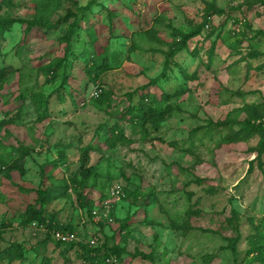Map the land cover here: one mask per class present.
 <instances>
[{
	"label": "rangeland",
	"instance_id": "1",
	"mask_svg": "<svg viewBox=\"0 0 264 264\" xmlns=\"http://www.w3.org/2000/svg\"><path fill=\"white\" fill-rule=\"evenodd\" d=\"M8 1L6 7L0 0V19L16 22L0 35V69L10 68L0 84V264H102L80 259L76 244L91 240L92 247L121 249L115 264H257L247 250L264 211V151H248L256 137L219 140L227 118H244L242 107L264 109V36H254L264 31V0H94L93 15L82 20L90 0H65L48 15L54 26L46 29L27 25L34 19L31 0ZM210 8L217 14L186 43L192 50L195 41L206 42L199 56L182 49L164 66L167 44L144 32L154 30L156 39L168 42L169 28L188 33ZM108 9L119 19L110 32ZM67 10L80 20L81 34L69 43L75 56L50 79L44 68L61 57L63 26L55 23ZM89 27L97 43L87 39ZM241 33L246 39L229 49ZM214 39L206 63L204 51ZM111 56L116 68L86 73L90 63ZM146 87L155 98L171 95L161 105L173 113L157 130L124 113L146 97ZM84 152V167L94 168L83 191L91 211L78 209L70 190L46 206L53 232L71 241L60 245L43 227L22 226L34 189L78 180ZM102 181L120 185L126 197H107ZM101 209L111 222H94L92 212ZM11 244L21 246L20 261L2 254Z\"/></svg>",
	"mask_w": 264,
	"mask_h": 264
},
{
	"label": "trees",
	"instance_id": "2",
	"mask_svg": "<svg viewBox=\"0 0 264 264\" xmlns=\"http://www.w3.org/2000/svg\"><path fill=\"white\" fill-rule=\"evenodd\" d=\"M33 2V9H34V19L27 22V25L29 27H42V28H51L54 25H51L49 21L47 20L48 15L50 13L56 12L60 6V4L65 0H31ZM94 0H90L84 7V11H81L80 20L85 15L92 16L91 13V6ZM2 3L6 5V7L10 6V2L7 0H2ZM106 18H107V31H111L112 21L118 19L116 17V14L108 9L106 12ZM85 14V15H84ZM212 14H217V12L213 11L211 12V8L208 10H205V14L203 17L202 23L200 25L193 27L188 33H183L182 31L179 32L178 30L169 28V34L171 35L172 39L168 42L162 41L160 39H156L155 31L154 30H148L144 32V36L150 41H154L157 44H167V51H166V57L164 60V66L169 63L170 60L182 49L187 48V41L195 38L200 34V31L205 23V18L211 16ZM219 14V12H218ZM84 15V16H83ZM100 15V14H98ZM115 17V18H114ZM70 20V21H68ZM80 20L77 19L76 15L71 13L70 11H65V14L62 17H58L55 24H62L63 30L61 31L60 36L57 38V49L58 53L61 54V57H58L44 68L45 71H48L46 74L49 75V78H53L55 75V71L62 67L65 68L63 61L68 56H73V52L69 48V43L72 39H78L79 34H81V26H80ZM119 20V19H118ZM237 21V20H236ZM16 21L13 19H0V35L8 30L13 23ZM100 26H104L103 24H100ZM245 26V24H243ZM248 26V25H246ZM94 27H89L87 30H85V33L87 34V39H90L92 43H97L96 39L94 37ZM83 31V30H82ZM241 38L236 40L232 44H228L227 47L229 49H233V44H239V40L246 39L240 34ZM264 36V31H255L254 36ZM208 37V34L205 36V38ZM204 39V37H203ZM205 41L208 39H204ZM254 40V39H253ZM215 47V40L210 42V46L205 49L204 54L206 55V63L210 62V57L213 52V48ZM251 48V46H249ZM101 49L103 51L106 50V45H102ZM199 49H193L190 51L191 54L197 55ZM238 54L239 51H236ZM230 55V53H229ZM75 56V55H74ZM251 57H257L258 53L255 51H252L250 53ZM201 58V57H199ZM202 59V58H201ZM112 63V64H111ZM205 63V64H206ZM200 64H204L200 61ZM208 66L207 64L205 65ZM116 68V64L112 60V56L110 57V62H108L106 57H101L100 64L95 65L94 63H90L89 67L87 66L86 73L88 70V73L92 71L94 73V76H97L100 71H105L109 69ZM10 75V68L4 67L0 69V84H2ZM64 79L62 78V83ZM154 86V81H153ZM143 92H146V97H139L137 98L135 104L132 103L129 104L124 113L126 115H129L133 121L139 122L140 125L143 126H149L153 130H157L159 125L163 123L168 117H170L173 113V108L166 104L162 106L163 101H167L171 95L168 94H162L160 92V95L158 98H155L156 95L149 96L148 88L146 87ZM130 97V96H129ZM127 97V101H131V98ZM149 98V103H145V99ZM260 106H254V105H245L240 110L244 113V118L241 120H230L229 126L227 127V132L224 136L220 137V145L226 144V143H238V142H246L247 140H250L252 137H256L257 141L253 148L249 149L248 151L256 152L258 154L262 153L264 151V125L260 122H263L264 117H262L264 113V109L262 107L257 108ZM210 127V126H208ZM209 133V130L205 129L204 134ZM87 157L86 152L83 153V161L81 165L79 166V169L77 170V176L78 180H71L68 184L63 185H56V186H48L43 187L39 186L36 189H34V199L32 200V203L27 204L25 206L24 211L21 213V225L26 226L30 225L31 223H34L35 226L43 227L47 231V238L50 237V234L57 229V227L52 226V222H54L52 219L53 217L46 215V206L50 205L51 203L58 201L60 199H64L67 193V190L73 191L75 201L77 203L78 209L80 210H86L88 212L91 208V203L89 201H86L84 203V194L83 191L86 188L85 183L87 179L92 175L94 168L84 167L86 163ZM4 170V167L1 171ZM15 170L20 171V166H15ZM103 190L108 188L107 182L102 181L101 182ZM106 195V194H104ZM108 197V195H106ZM126 197V192L121 187V196H118L116 198L124 199ZM91 211V210H90ZM105 219H99L97 222H105L108 223L107 219L112 221V219L109 217L110 214H107ZM260 229H256V234L252 235V239L249 240V249L247 250V253L251 255L254 262L257 264H264V211L260 218ZM100 226V224H99ZM124 228V227H123ZM257 228V227H256ZM53 241L51 238L49 239ZM55 242V241H54ZM60 245H65V243H59ZM69 243L70 246H72ZM76 245L79 246L80 251V259L83 262H89L94 263L98 258H100V262L102 264H115L117 259H119V254H123L121 249H118L117 246H106L105 243H102V245L94 246L92 247L89 243L83 245L77 243ZM2 254L6 257L8 261H20L22 259V248L21 246L17 244H11L8 245L3 251ZM111 260H114V263L111 262Z\"/></svg>",
	"mask_w": 264,
	"mask_h": 264
},
{
	"label": "built area",
	"instance_id": "3",
	"mask_svg": "<svg viewBox=\"0 0 264 264\" xmlns=\"http://www.w3.org/2000/svg\"><path fill=\"white\" fill-rule=\"evenodd\" d=\"M98 92V91H96ZM2 168H0L1 170ZM107 195L109 198H116L118 196H121V186L120 185H112L108 188L107 190ZM106 211L101 209V211L98 213L97 211L96 212H92V219H94V222H97L99 219H105L106 218ZM108 222H110L109 219H107ZM31 226H35L34 223H31ZM50 237L53 241L55 242H59V243H68L71 241V238L66 235V234H63V233H59L57 231L55 232H52L50 234ZM94 241H89V244L90 245H93ZM112 262V260H111ZM114 262V260H113Z\"/></svg>",
	"mask_w": 264,
	"mask_h": 264
},
{
	"label": "crops",
	"instance_id": "4",
	"mask_svg": "<svg viewBox=\"0 0 264 264\" xmlns=\"http://www.w3.org/2000/svg\"><path fill=\"white\" fill-rule=\"evenodd\" d=\"M196 37H197V36H196ZM193 39H194V38H193ZM214 40L216 41V39H214ZM189 41H192V39L189 40ZM212 41H213V40H212ZM195 42H196V43H199V44H197V46H196L197 49H200V47L202 48V46H204L203 43H206V42H204V41H201V42H203L202 44H201V42H197V41H195ZM187 45H188V44H187ZM199 46H200V47H199ZM209 46H210V42L207 44V48H208ZM192 50H193V49H192ZM192 50H191V49L188 50V46H187V48H186L185 51H186L188 54L193 55V54L190 53V51H192Z\"/></svg>",
	"mask_w": 264,
	"mask_h": 264
}]
</instances>
